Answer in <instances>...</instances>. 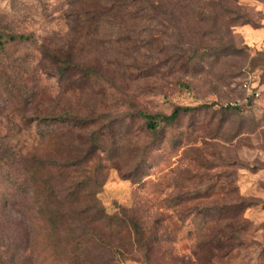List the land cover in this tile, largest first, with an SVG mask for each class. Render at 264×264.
Instances as JSON below:
<instances>
[{"label":"rangeland","instance_id":"obj_1","mask_svg":"<svg viewBox=\"0 0 264 264\" xmlns=\"http://www.w3.org/2000/svg\"><path fill=\"white\" fill-rule=\"evenodd\" d=\"M0 264H264V0H0Z\"/></svg>","mask_w":264,"mask_h":264},{"label":"trees","instance_id":"obj_2","mask_svg":"<svg viewBox=\"0 0 264 264\" xmlns=\"http://www.w3.org/2000/svg\"><path fill=\"white\" fill-rule=\"evenodd\" d=\"M10 39L12 41L27 40V38L24 36H11ZM199 109V107H176L170 115H147V127L150 131H156L158 129L159 123L172 125L176 123L182 115L197 111Z\"/></svg>","mask_w":264,"mask_h":264}]
</instances>
